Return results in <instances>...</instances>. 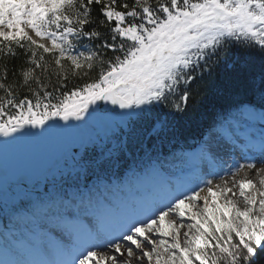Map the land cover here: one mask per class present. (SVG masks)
<instances>
[{"label": "snow or ice", "instance_id": "1", "mask_svg": "<svg viewBox=\"0 0 264 264\" xmlns=\"http://www.w3.org/2000/svg\"><path fill=\"white\" fill-rule=\"evenodd\" d=\"M97 124L0 264H264V0H0V149Z\"/></svg>", "mask_w": 264, "mask_h": 264}, {"label": "water", "instance_id": "2", "mask_svg": "<svg viewBox=\"0 0 264 264\" xmlns=\"http://www.w3.org/2000/svg\"><path fill=\"white\" fill-rule=\"evenodd\" d=\"M88 135L86 128L81 126L56 131L35 143H14L0 149V195L9 194L10 186H15L19 174L30 177L31 181L41 180L70 156L71 145L87 140Z\"/></svg>", "mask_w": 264, "mask_h": 264}, {"label": "trees", "instance_id": "3", "mask_svg": "<svg viewBox=\"0 0 264 264\" xmlns=\"http://www.w3.org/2000/svg\"><path fill=\"white\" fill-rule=\"evenodd\" d=\"M212 100V95L210 90L205 89L202 94L200 95V97H198V99L195 101L196 104V109L197 111H201L204 108L208 107L211 103ZM71 160L67 161V163L63 162L53 173L50 174V178L49 179H57L60 182V176L61 174H64L65 176V183H74V180L69 179L67 176V173L70 169L69 166H67L68 163H70ZM59 170H62V172H60ZM46 178H44L45 180ZM50 180V181H51Z\"/></svg>", "mask_w": 264, "mask_h": 264}, {"label": "rangeland", "instance_id": "4", "mask_svg": "<svg viewBox=\"0 0 264 264\" xmlns=\"http://www.w3.org/2000/svg\"><path fill=\"white\" fill-rule=\"evenodd\" d=\"M86 129L88 130L89 134H90V137L94 136L95 134L99 133L100 131H102L103 129V125H100V124H97V125H85ZM71 165V164H70ZM70 167V166H69ZM60 172H62V170H59ZM246 171V169L244 170ZM243 171V172H244ZM248 171V170H247ZM48 180V179H47ZM53 180V179H52ZM55 180L57 182H59L56 178ZM50 181V180H49ZM12 194L13 192H10L9 195L5 198L3 197H0V205H2V202L4 200H7V199H11L12 197ZM25 234L28 233V232H31L33 230V226L31 224H26L24 225V228H23Z\"/></svg>", "mask_w": 264, "mask_h": 264}, {"label": "bare ground", "instance_id": "5", "mask_svg": "<svg viewBox=\"0 0 264 264\" xmlns=\"http://www.w3.org/2000/svg\"><path fill=\"white\" fill-rule=\"evenodd\" d=\"M257 166H258V167L260 166L259 163H258ZM246 171H247V169H246ZM243 175H244V172L242 171V172H241V176H243ZM248 175H249L251 178L256 179V177H255V175H254V172H252V171H248Z\"/></svg>", "mask_w": 264, "mask_h": 264}]
</instances>
